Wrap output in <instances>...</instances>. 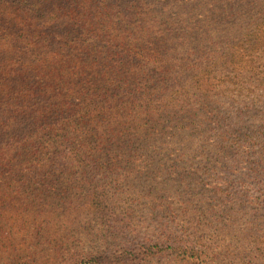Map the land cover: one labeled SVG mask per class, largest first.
Segmentation results:
<instances>
[{
  "label": "trees",
  "instance_id": "16d2710c",
  "mask_svg": "<svg viewBox=\"0 0 264 264\" xmlns=\"http://www.w3.org/2000/svg\"><path fill=\"white\" fill-rule=\"evenodd\" d=\"M0 4V25L15 34L0 42V200H58L67 216L92 208L106 227L79 247L74 235L85 232L75 233L68 219L74 235L55 236L53 254L36 250L33 236L29 254L0 264H101L113 248L136 250L144 263L213 264L207 238L232 229L234 200L264 217V108L255 105L264 103V89L245 93L238 75L244 55L261 44H204L214 36L208 30H196L201 42L193 44L187 24L158 26L139 13L144 0ZM168 180L184 182L182 200H199L203 214L219 200L221 219L119 214L116 200H164ZM107 234L120 244L109 249ZM12 245L11 254L20 253Z\"/></svg>",
  "mask_w": 264,
  "mask_h": 264
},
{
  "label": "rangeland",
  "instance_id": "374dc122",
  "mask_svg": "<svg viewBox=\"0 0 264 264\" xmlns=\"http://www.w3.org/2000/svg\"><path fill=\"white\" fill-rule=\"evenodd\" d=\"M144 1L145 4L139 13L147 12L146 17L155 18L158 26L167 20L181 22L182 25L187 24L186 29L193 28L195 37L192 39L193 44L201 42V39L196 37V30H208L214 35L213 39L204 41V44H261L259 47H262V50L256 52L254 50L258 47H254L247 51L251 54L244 55L243 70L238 75L244 77L243 80H247V83H244L246 86L245 93L251 92L254 88L260 89L259 91L264 89V83H262L264 81V0H165L164 4L162 0ZM3 7L5 6L0 4V8ZM134 21V26L139 25L141 20L138 15ZM123 28L132 29L128 25H123ZM10 29L0 25V42L2 37L6 35V41L3 40L2 42L6 43L11 38L9 36H15L13 30L10 31ZM203 34V36L206 35V33ZM233 72L237 73L238 71L234 69ZM217 82L219 83V81ZM230 86L232 87V85ZM255 105L264 108V103L262 104L260 101ZM163 162L165 161L160 158L156 165H161ZM169 164H172V161ZM138 168H133L131 174H135ZM167 172L165 171L164 175ZM128 184L129 181L122 184L126 191ZM185 185L182 181L168 180V183L161 186L165 191H168L164 194V200H116L114 205L121 209L119 213L121 216L131 217L132 215L134 221L152 220L159 216L168 219L175 216L180 218L187 216L186 220L191 224H196L195 221L200 218L214 219L219 217L218 219H221L220 216L224 214L222 208L225 206L219 205V200L215 201L216 207L211 210L204 206L201 208L203 211L206 210V214L201 213L199 200H182L183 196L187 199L188 188ZM234 187L235 194L240 195L243 192L240 182H236ZM64 201L67 202L68 200ZM56 202L58 200H45V202L44 200H0V258L7 262L8 256L13 258L18 254H29L31 244L28 243L33 236L39 237L36 242L40 244V247L35 246L36 250L44 251L47 249L48 254H53L54 252L48 248L52 247L50 243L55 236L74 235L68 230L69 227L66 229L68 219H70V227H73L75 233L77 231L85 232V236L82 233L74 235L79 238L75 240V246L86 248L85 241L88 236L89 245L94 240L98 241L97 235L106 230V227L92 208L88 209L87 214L83 211V207L77 210L73 208L67 216V211L60 213L61 209L55 207L57 206ZM188 202H191L192 205H189ZM157 204H161V206L156 209L152 208ZM128 205L131 206V209L125 208ZM231 205L234 206L232 209L234 217H231L234 222L232 229L221 228L218 236L215 234L210 238L208 237L209 241L205 239L211 245L209 251L213 253L210 263L264 264V217L261 219L253 218L254 210L246 200H234ZM188 208L189 212H186ZM215 210L217 212L214 213ZM124 212L128 213L129 216H126ZM2 225L8 228V233L3 234ZM84 225H86L88 233L83 227ZM212 238L214 239L212 240ZM105 240L109 249L120 244L118 237L113 235L107 234ZM12 244L16 245L20 253L11 254L14 249ZM115 250L116 248L111 249L101 264H166L169 260V258H157L155 262L144 263L141 262L136 250H127L124 255L121 251L116 252ZM171 264L192 263L174 260Z\"/></svg>",
  "mask_w": 264,
  "mask_h": 264
}]
</instances>
